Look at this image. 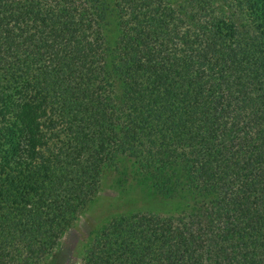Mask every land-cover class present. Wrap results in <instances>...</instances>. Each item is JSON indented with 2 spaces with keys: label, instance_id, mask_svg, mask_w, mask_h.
<instances>
[{
  "label": "trees",
  "instance_id": "trees-1",
  "mask_svg": "<svg viewBox=\"0 0 264 264\" xmlns=\"http://www.w3.org/2000/svg\"><path fill=\"white\" fill-rule=\"evenodd\" d=\"M106 169L174 208L78 264H264V0H0V264H43Z\"/></svg>",
  "mask_w": 264,
  "mask_h": 264
},
{
  "label": "rangeland",
  "instance_id": "rangeland-1",
  "mask_svg": "<svg viewBox=\"0 0 264 264\" xmlns=\"http://www.w3.org/2000/svg\"><path fill=\"white\" fill-rule=\"evenodd\" d=\"M139 189L121 182L120 173L106 169L95 199L81 212L74 223L61 237L58 247L43 264H78L86 241L93 230L109 216L127 208L168 210L174 208L171 202L137 196ZM132 199V201H131Z\"/></svg>",
  "mask_w": 264,
  "mask_h": 264
}]
</instances>
